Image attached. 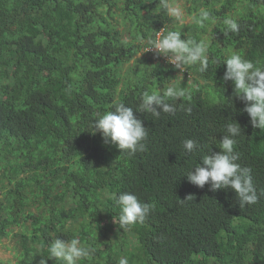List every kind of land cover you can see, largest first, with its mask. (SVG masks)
<instances>
[{
	"label": "trees",
	"instance_id": "16d2710c",
	"mask_svg": "<svg viewBox=\"0 0 264 264\" xmlns=\"http://www.w3.org/2000/svg\"><path fill=\"white\" fill-rule=\"evenodd\" d=\"M188 2L190 16L211 13L188 35L180 30L208 36L205 73L180 72L154 50L137 58L156 31L177 30L160 0H0V242L13 239L16 264H39L54 239L73 237L96 249L78 264H264V130L251 125L220 65L231 51L264 64V0ZM229 16L240 30L224 35ZM170 83L187 92L169 101L174 113L134 112L148 130L143 151H121L86 130L97 114L117 103L136 110L143 92ZM234 122L237 163L251 169L259 195L243 208L234 190L186 176L219 151ZM186 139L197 142L194 152H185ZM122 192L152 205L127 231L117 224Z\"/></svg>",
	"mask_w": 264,
	"mask_h": 264
},
{
	"label": "clouds",
	"instance_id": "9594fccd",
	"mask_svg": "<svg viewBox=\"0 0 264 264\" xmlns=\"http://www.w3.org/2000/svg\"><path fill=\"white\" fill-rule=\"evenodd\" d=\"M160 4L170 18L183 23L184 8L180 0H160ZM210 17L209 10L200 8L192 19L203 26ZM222 23L224 35L229 32L238 33L240 30V24L235 17H226ZM182 35L180 30L163 27L155 32V38L148 41V46L139 56L154 50L156 56L166 57L167 62L180 72L188 66H197L199 73H205L209 66V41L207 39L197 41L184 35L185 38H182ZM221 64L226 65L222 81L225 84L229 81L232 83L233 95L243 103L242 111L250 117L251 125L264 130V64L253 62L237 51L229 52ZM186 95V89L176 83H170L162 90L145 91L142 93L138 109L134 110L124 103H117L113 110L97 114V117L89 122L86 130L92 134L100 133L105 145H115L121 151L127 150L132 154L143 151L145 149L143 141L147 139L148 130L134 112L151 113L155 117H159L161 112L174 113L176 107L169 101H178ZM188 111L190 112V109ZM241 132L242 128L237 122L226 124L222 139L216 144L219 151L215 153L210 151L211 154L204 155L201 158L202 164L198 163L186 176L191 184L200 188L208 184L211 191L229 188L234 190L239 206L243 208L256 204L259 195H264V190L258 195L251 169L237 163L240 154L234 148L235 137L241 135ZM196 147L197 142L193 139H186L183 142L186 153L194 152ZM116 203L119 205L120 213L118 223L114 222L123 231H127L129 226L137 222H143L152 209V205L142 203L136 195L129 192L120 193ZM95 251V248L83 244L79 238L73 237L70 240L56 238L48 246L49 256L47 258L40 256L39 264H47V260L51 258L61 261L62 264H78L79 261L92 257ZM118 264H129L128 258L120 257Z\"/></svg>",
	"mask_w": 264,
	"mask_h": 264
},
{
	"label": "rangeland",
	"instance_id": "374dc122",
	"mask_svg": "<svg viewBox=\"0 0 264 264\" xmlns=\"http://www.w3.org/2000/svg\"><path fill=\"white\" fill-rule=\"evenodd\" d=\"M180 2L184 8V21L183 23L175 21L174 26L176 27L177 30H182L184 31L185 35H188L189 32L187 31V27L194 23V19H192L193 16H190L188 12V7L190 5L188 0H180ZM241 4L242 3L240 2L237 4V6L239 7ZM239 10H243L242 5L239 7ZM207 37H208L207 35H204V39L208 40ZM138 56L137 58L141 59L143 57V54H141L139 57ZM174 74L176 75V77L178 76L177 73H174ZM179 75H180L181 81L186 79L184 75L182 74H179ZM189 82L191 84H194L195 83L194 77L191 78ZM201 83L204 84L202 80H201ZM16 231H19V230L16 229ZM109 235L111 237L113 236L112 234H109ZM114 237L115 236H113L112 239H114ZM0 264H16V249L14 248L13 239H4L3 242H0Z\"/></svg>",
	"mask_w": 264,
	"mask_h": 264
}]
</instances>
